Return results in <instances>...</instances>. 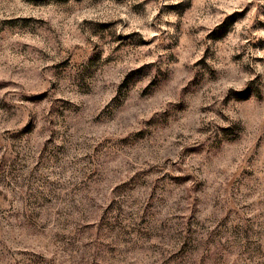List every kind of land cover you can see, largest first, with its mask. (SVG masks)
Returning a JSON list of instances; mask_svg holds the SVG:
<instances>
[{"label": "rangeland", "instance_id": "374dc122", "mask_svg": "<svg viewBox=\"0 0 264 264\" xmlns=\"http://www.w3.org/2000/svg\"><path fill=\"white\" fill-rule=\"evenodd\" d=\"M149 3L133 11L145 14ZM51 5L71 11L70 0H0V264H264V73L252 66L264 67V57L249 54L264 51V37L253 35L264 30V3L227 13L211 33L217 46L192 66L207 73L197 71L181 90L195 89L190 100L147 118L141 106L175 76L166 65L180 61V26L171 42L157 44L166 56L125 74L119 65L152 40L116 35L115 21L85 20L81 34L94 26L104 45L86 38L89 48L66 46L34 15ZM193 8L184 0L161 13L182 17ZM253 9L247 42L225 59L255 78L228 90L226 115L198 103L206 76L215 83L222 71L207 61L221 62L218 46ZM108 44L115 46L105 56ZM117 76V94L101 104ZM205 112L228 126L203 124L196 131L212 135L183 143L178 129Z\"/></svg>", "mask_w": 264, "mask_h": 264}, {"label": "clouds", "instance_id": "9594fccd", "mask_svg": "<svg viewBox=\"0 0 264 264\" xmlns=\"http://www.w3.org/2000/svg\"><path fill=\"white\" fill-rule=\"evenodd\" d=\"M143 0H124V2L116 3V0H101L96 6L88 7L85 5H77L71 3V11H62L55 5H51L47 8L40 9L34 13L36 16H43L45 20H49L52 27L60 33V37L65 41L66 46L68 43L73 45H79L80 48H89L90 45L87 39H91L96 44L104 45V41H101L99 34L92 35L93 31L99 33V29L94 26L83 31V22L85 20L95 23H107L115 21L114 32L116 35H129L132 33H139L145 40H152L153 43L147 47H142L133 56L126 57L119 68L123 69L125 74L130 70L139 69L145 64L156 63L158 57L166 56L167 53L157 49V44L161 41L171 42L170 37L176 35V28L180 26V48L177 49L181 53L180 61L176 64L166 65L171 67L175 76L171 85L162 93H158L155 98V103L149 105H142L140 111H146L145 118L150 117L153 112L164 111L166 105L171 102L174 105H179L182 100H190L194 88H188V91L181 93V90L186 88L189 81L195 79V73L201 71L207 73V69L201 67L200 69L192 68L197 61L201 60L205 49L208 47H216L215 39L211 33L215 27L223 24L226 19V14L231 11H242L244 7L251 3L252 0H193L194 8L184 16H180L175 12L161 13V7L164 4H181L184 0H151L146 8L145 14H138L133 11V4L141 3ZM264 3V0H259ZM19 3V0H17ZM64 8L69 5L62 6ZM256 9L248 14V18L241 24L238 23L235 27V32L231 33L224 44L218 47L222 49L218 53L217 63L211 59L207 61V64L222 69L219 72V79L215 83H208L211 79L210 76H206V86L200 91L198 103L203 105H215L224 111L226 115H232L230 109L222 107V102L227 99V93L229 89L241 90L245 86V81H250L255 77L240 70L239 64H232L228 62L226 57L232 55V50L239 51V45L246 43L247 41L242 39L243 35H247V29L253 23V16ZM2 18V15H0ZM264 20V16L260 17ZM192 30H195V34H192ZM253 35L264 37V30L257 31ZM87 38V39H86ZM111 39V37H107ZM46 50L49 49L48 45L41 44ZM115 45L108 44L104 52V55H108V51ZM55 45L52 46L51 54L55 55ZM151 53L145 56L144 53ZM249 54L252 56L264 57V51L252 52L249 50ZM244 63H250L248 56H245ZM43 62L39 66L43 67ZM257 73H264V67L259 64L252 65ZM156 74V70L153 69V75ZM6 77L0 75V79ZM51 79V77H49ZM123 76H117L115 83L109 81V88L112 89L108 94L100 98V103H107L117 93L115 91L116 86L120 84ZM151 82L150 79L144 80L139 87L145 88ZM15 91V90H13ZM224 124V121L220 120L214 112L200 113L194 118L192 123L184 122L182 129L185 139L183 143L193 144L198 141H204L207 136L212 135L210 132H198L196 129L201 128L203 124ZM4 125H0V131H3ZM179 149L173 151V158H176V154Z\"/></svg>", "mask_w": 264, "mask_h": 264}]
</instances>
